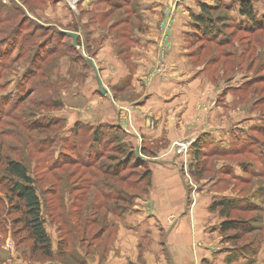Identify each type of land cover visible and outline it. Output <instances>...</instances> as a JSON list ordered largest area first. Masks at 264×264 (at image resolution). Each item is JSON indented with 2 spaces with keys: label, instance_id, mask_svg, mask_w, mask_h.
Here are the masks:
<instances>
[{
  "label": "rangeland",
  "instance_id": "374dc122",
  "mask_svg": "<svg viewBox=\"0 0 264 264\" xmlns=\"http://www.w3.org/2000/svg\"><path fill=\"white\" fill-rule=\"evenodd\" d=\"M59 1L0 0V262L9 263L15 257L25 264H87L95 253L105 251L114 223L150 189L152 169L144 158L152 162L166 155L178 161V171L191 194L207 186L210 192L250 202L251 211L232 214L252 228L249 235L231 242L237 253L249 254L251 242L264 243V0H249L258 28H251L240 17L239 0H221L223 6L211 13L213 20L221 18L217 39L186 37L196 71L191 73L197 83L192 96L209 93L206 102L196 103L199 109L187 101V118H195L201 109L202 126L224 128L223 132L169 144L165 138L156 144L142 141L139 148L137 139L121 130L125 126L132 131L128 114L118 115L120 123L92 129L74 124L72 117L73 93L95 77L89 61L98 43H91L88 25L99 31L112 26L109 33L121 37L131 29L128 23L139 11L136 0H100L97 5L95 0H64L62 7ZM201 1L213 5L210 0ZM183 2L172 0L173 10L161 26L159 59L170 48L168 32L175 14L184 22L186 14L176 11ZM59 30L77 34L76 46L71 48L72 39L59 35ZM4 40L9 46L1 43ZM116 40L118 46L125 45L123 39ZM16 42L23 48L21 54ZM198 68L204 69L197 73ZM28 90L33 93L24 98ZM108 111L113 113L111 105ZM153 125L148 120V126ZM97 128L99 142L93 136ZM197 140L202 150L200 164L206 169L199 178L193 175ZM177 143L184 146L179 152ZM231 143L233 153H213L227 150ZM136 151L141 159L127 161ZM7 159L20 162L33 179L50 239V257L28 236L18 221L20 213L7 204V181L2 179ZM243 168L249 174H243Z\"/></svg>",
  "mask_w": 264,
  "mask_h": 264
},
{
  "label": "crops",
  "instance_id": "0c3cea01",
  "mask_svg": "<svg viewBox=\"0 0 264 264\" xmlns=\"http://www.w3.org/2000/svg\"><path fill=\"white\" fill-rule=\"evenodd\" d=\"M63 1H59L60 7L64 6ZM98 3L100 0L94 1L95 5ZM136 3L139 11L128 23L131 29L121 37L109 33L112 26L108 31H99L88 25L91 43H98L92 63L106 94H99L95 77L78 86L73 93V123L91 127L113 125L120 123L118 115L123 118L128 114L132 131L125 126L120 128L137 139V148L142 141L156 144L165 138L169 144L177 139H196L202 134L220 135L224 128L202 126L201 109L193 115L195 118H187V101L195 106L198 100L206 102L209 95L207 90L192 96L191 89L197 83L191 73L196 71L186 43V37L192 33L191 16L199 15V3L206 2L184 0L177 7L176 11L184 12L186 17H181V23L175 14L168 32L170 48L162 59L158 57L161 26L167 12L173 10L172 0ZM116 38L123 39L125 45L118 46ZM203 69L198 68L197 73ZM110 105L113 113L108 111ZM215 113L218 115L217 109ZM148 120L154 122L152 128ZM167 156L152 162L144 158L152 169L150 189L114 223L105 251L95 253L87 264H264V243L251 242L247 246L249 254L237 253V247L227 239L230 234L223 237L220 233L223 218L209 210L215 200L238 197L210 192L207 186L191 194L178 171V161ZM0 264L25 263L14 257L9 263Z\"/></svg>",
  "mask_w": 264,
  "mask_h": 264
},
{
  "label": "trees",
  "instance_id": "16d2710c",
  "mask_svg": "<svg viewBox=\"0 0 264 264\" xmlns=\"http://www.w3.org/2000/svg\"><path fill=\"white\" fill-rule=\"evenodd\" d=\"M223 5L221 4V0H213V5H206L203 3H199V15H192V33L189 38L195 40H216L217 33V24H220L221 18L211 17V13L215 10H219ZM1 7V6H0ZM238 14L240 17H243L247 24L251 28H258V24L256 22L255 11L253 10V6L249 0H239L238 2ZM16 33V32H14ZM59 35L62 37L70 38L66 35H63L60 30L57 31ZM12 36V35H11ZM218 36V35H217ZM29 39L33 37L32 33L28 35ZM2 44L9 46L6 44V40L1 42ZM23 43V42H22ZM19 46L18 54H21L23 48L19 45L18 42L15 43ZM193 44V43H191ZM73 48V46H70ZM201 48V46H200ZM199 48V50H201ZM6 47V51H7ZM53 49L50 51L52 52ZM5 51V52H6ZM7 57H5L6 59ZM33 93V91L28 90L26 94H24V98L27 94ZM20 98V97H19ZM18 98V99H19ZM23 98V99H24ZM92 129V127H91ZM100 128L93 130V136L95 142H99L100 136H98ZM194 155H195V164L193 175L197 178L202 177L205 173V167L201 166V152L202 150L200 143L198 140L194 143ZM234 144H229L227 150L221 149L216 150L217 155H224V152L227 154L233 153ZM134 159L138 161L136 157V152L134 155L128 156V160ZM196 172V173H195ZM243 174H249L246 169H242ZM195 173V174H194ZM4 178H2L7 186H5V199L7 204L11 206L16 212H19L21 217L19 218V222H22L25 230L28 232V236L33 239L34 244L38 246L45 255L48 257L51 256V244L50 239L44 229L43 220L40 216V202L36 193L35 185L33 179L29 176L27 169L17 161L6 160L4 166ZM15 201L14 204H11L12 201ZM253 209L250 202L245 199H228L223 198L221 200H215L209 207L211 212H217L219 217L223 218V222L220 225V233L226 234L228 232H232L227 239L232 242L240 241L244 236L249 235L251 233V226H249L246 222L239 220L237 218L232 217V214L237 212H249ZM240 252H243L240 250ZM79 264V263H77Z\"/></svg>",
  "mask_w": 264,
  "mask_h": 264
},
{
  "label": "water",
  "instance_id": "95a60500",
  "mask_svg": "<svg viewBox=\"0 0 264 264\" xmlns=\"http://www.w3.org/2000/svg\"><path fill=\"white\" fill-rule=\"evenodd\" d=\"M60 32L63 35H66V36L70 37L72 39L73 47L76 46V41L78 39V35L77 34H75L73 32H69V31H60ZM89 64H90V66H91V68H92V70L94 71V74H95V78H96V82H97V86H98V92H99V94L104 96L106 93L103 90L102 83L100 81V77H99L98 71H97L95 65L91 61H89ZM136 157H137V159H141L140 154H139L138 151H136Z\"/></svg>",
  "mask_w": 264,
  "mask_h": 264
},
{
  "label": "built area",
  "instance_id": "2783aa9c",
  "mask_svg": "<svg viewBox=\"0 0 264 264\" xmlns=\"http://www.w3.org/2000/svg\"><path fill=\"white\" fill-rule=\"evenodd\" d=\"M177 2L178 1H180V0H176ZM176 147L178 148V152H179V150L181 149V148H183L184 146H183V144H181V143H177L176 144Z\"/></svg>",
  "mask_w": 264,
  "mask_h": 264
}]
</instances>
